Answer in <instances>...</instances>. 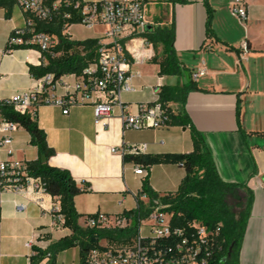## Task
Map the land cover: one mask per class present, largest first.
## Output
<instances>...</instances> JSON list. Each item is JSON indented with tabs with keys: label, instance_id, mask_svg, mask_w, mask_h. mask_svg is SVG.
<instances>
[{
	"label": "crops",
	"instance_id": "1",
	"mask_svg": "<svg viewBox=\"0 0 264 264\" xmlns=\"http://www.w3.org/2000/svg\"><path fill=\"white\" fill-rule=\"evenodd\" d=\"M141 2L148 27L155 22L174 23V48L184 70L180 76L158 75V65L151 62L155 53L152 45L143 37L125 38L135 87V91L121 94L125 110L136 113L137 105L153 101L162 85L185 82L188 74L203 69L182 109L204 137L219 177L235 184L240 197H250L239 264H264V0H239L245 7V18L232 13L236 0ZM207 7L212 11L209 27ZM23 25V13L16 5L10 17L0 8V99L29 89L33 77L28 65L45 63L36 50H5L11 31ZM169 105L175 110L180 108L176 102ZM120 113V107L114 106L104 124H97L90 104L70 106L66 114L55 105L37 107L36 121L54 149L47 163L68 170L80 187L87 188L74 197L81 215H117L135 207L142 176L134 172L133 164L123 163L124 147L144 144L143 153L189 152L193 148L188 126L124 129ZM12 137L15 158H37L24 128L18 126ZM184 174L183 166L178 164L153 165L149 184L159 194L174 191ZM17 204L22 205L20 211L16 210ZM53 206L58 203L47 192L26 188L2 193L0 264H30L31 249L25 247L26 240H33L32 247L46 249L69 234L63 226H52ZM78 223L82 224V217ZM61 252L56 264H67L58 263Z\"/></svg>",
	"mask_w": 264,
	"mask_h": 264
},
{
	"label": "built area",
	"instance_id": "2",
	"mask_svg": "<svg viewBox=\"0 0 264 264\" xmlns=\"http://www.w3.org/2000/svg\"><path fill=\"white\" fill-rule=\"evenodd\" d=\"M16 6L23 13L24 25L14 28L7 39L6 51L17 46L35 49L40 54L50 53L52 57L58 39L36 29V21H50L57 16L70 19L73 15L78 23L64 24L62 33L70 39L69 27L80 24L86 28H102L97 39V60L84 67L81 74H65L58 78L46 73L33 78V85L7 98L0 99V105L10 106L19 113L35 116L37 107L50 104L59 107L63 114L70 106L90 104L93 108L95 123H103L111 116L114 106L121 109L120 119L124 129H148L166 126L167 112L157 97L150 102L137 105L136 113L127 112L121 100L122 93L135 91L130 62L124 48L127 37H143L148 28L145 7L141 0H17ZM61 8L68 12L60 11ZM232 13L245 18V7L236 0ZM144 38V37H143ZM145 39V38H144ZM146 41V40H145ZM43 61L46 62L44 57ZM204 73L197 68L190 74L195 81ZM18 124L7 120L0 112V197L5 191L21 192L30 188L35 192H46L39 180L27 174L26 162L14 157L12 133ZM144 144H131L122 149L124 152L141 151ZM111 151L115 152L114 148ZM134 172L143 176L145 171L134 166ZM264 187V183H263ZM146 200L145 196H140ZM21 204L16 205L20 211ZM51 208L52 226L62 227V216L54 214ZM172 212L154 205L143 217L138 219L136 234L131 241L120 247L107 246L94 248L88 252L87 259L92 264H217L214 253L217 248L215 235L217 227L210 228L198 220H192L185 227L172 223ZM131 218L125 215L92 213L82 218V227L124 228ZM31 249L33 240L24 242Z\"/></svg>",
	"mask_w": 264,
	"mask_h": 264
},
{
	"label": "trees",
	"instance_id": "3",
	"mask_svg": "<svg viewBox=\"0 0 264 264\" xmlns=\"http://www.w3.org/2000/svg\"><path fill=\"white\" fill-rule=\"evenodd\" d=\"M175 2L177 0H168ZM17 0H0V8L5 16L10 17ZM60 11L68 12L61 8ZM212 11L207 7V27H209ZM78 23L73 15L70 19L57 16L50 21H36V29L54 34L57 45L52 49L58 53L52 57L50 53L42 52L41 57L46 60L39 65H28L29 74L38 78L46 73H53L55 78L65 74H81L84 67L97 60V39L83 40L70 39L62 33L64 24ZM146 42L151 44L155 53L151 62L158 65V75H176L183 73V68L177 58L174 40V23H152L144 33ZM158 46L161 47L160 52ZM17 46L15 49H26ZM127 59L131 58L126 52ZM195 89L190 74L185 82L175 85H162L158 91V99L165 106L167 112L166 125L188 126L193 148L189 152H158L143 153L141 151L124 152L123 163H131L145 171L141 178V185L136 195L134 208L123 211L117 215L131 218L129 226L124 228H96L82 227L79 218L90 215H81L74 205V197L87 190L80 187L68 170L51 166L47 159L54 154V149L46 142L45 132L36 121L35 116L29 113H19L10 106L1 104L0 112L9 121H13L24 128L29 136V144L37 150V158L26 162L27 174L40 181L45 191L53 197L58 206L54 214L62 216V226L69 230V234L51 243L46 249L33 246L34 255L30 256V264H39L45 257V264H56V256L60 251L77 246L78 261L67 264H92L87 259L88 252L94 248H103L101 241L114 248L128 244L136 234L138 219L145 216L154 205H161L163 210L172 212V223L185 227L188 222L198 220L207 227H217L215 241L218 244L214 253L217 264H239V250L245 232L250 212V197H240L235 184L224 182L217 172L211 151L202 136L190 123L182 106L186 95ZM169 102L180 104L179 110L173 109ZM238 115V108H237ZM157 164H178L183 166L185 174L174 191L159 194L151 189L149 184V171L151 166ZM145 196L146 200L140 198ZM236 200L233 205L229 198ZM229 251V253H228Z\"/></svg>",
	"mask_w": 264,
	"mask_h": 264
},
{
	"label": "rangeland",
	"instance_id": "4",
	"mask_svg": "<svg viewBox=\"0 0 264 264\" xmlns=\"http://www.w3.org/2000/svg\"><path fill=\"white\" fill-rule=\"evenodd\" d=\"M69 33L72 39L83 40L86 38H98L102 35V28H86L80 24H74L69 27ZM31 53H36L35 49H29ZM233 205H236L237 202L233 198H229ZM101 244H105L104 241H101ZM78 247L73 246L68 249H65L57 257L58 263H76L78 260ZM48 260V257H45L39 264H45Z\"/></svg>",
	"mask_w": 264,
	"mask_h": 264
},
{
	"label": "water",
	"instance_id": "5",
	"mask_svg": "<svg viewBox=\"0 0 264 264\" xmlns=\"http://www.w3.org/2000/svg\"><path fill=\"white\" fill-rule=\"evenodd\" d=\"M228 253H229V251H228Z\"/></svg>",
	"mask_w": 264,
	"mask_h": 264
}]
</instances>
